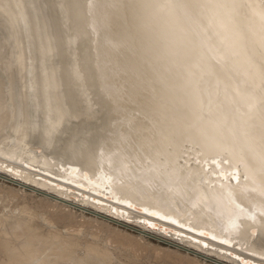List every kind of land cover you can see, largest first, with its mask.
I'll list each match as a JSON object with an SVG mask.
<instances>
[{"label":"water","instance_id":"1","mask_svg":"<svg viewBox=\"0 0 264 264\" xmlns=\"http://www.w3.org/2000/svg\"><path fill=\"white\" fill-rule=\"evenodd\" d=\"M238 1L244 5L238 10L239 17L243 18V23L251 28L254 39L258 40L264 28L261 21L264 0ZM113 6L111 0H85L86 27L92 39L93 65L99 74L100 85L103 84L100 90L104 88L103 91L111 92L110 95L106 93V98L115 119L105 138H99L92 163L81 165L66 162L61 154L56 153L54 159L57 163L53 165L54 172L50 176L73 186H77V183L91 191L98 189L113 194L126 202L117 203L126 207L131 203L135 206L132 208L134 210L147 208L169 217L167 220L157 217L151 219V216L142 211L138 212L147 217L130 216L126 211L115 215L97 209L94 205L79 202L88 209L111 217L114 222L171 240L184 249L221 260L223 264H261L251 257L224 251L221 245L227 246L230 242L235 244L240 241L247 247L254 239L255 226L264 224V173L259 171L258 165L249 171L240 164L235 155L232 135L235 132L236 137H239L250 118H254L257 123L260 120V101L264 99L261 90L264 89V82L260 79V67L257 65L264 63V59L257 52V62L252 67L245 57L225 53L214 32L205 27L206 21L195 16H178L183 25L182 37L174 39L171 36H157L156 39H160L162 43H156L153 37H148L151 46L142 47V54L139 55L144 62L145 72L142 78L133 68H122L109 60V52H120L123 48L122 43L107 35L108 26L102 22L105 11L113 9ZM215 12L226 16L229 11L220 9ZM190 65L195 67L192 75L186 69ZM129 73L134 75L132 83L123 79ZM180 80L184 82V86L180 85ZM202 83L213 88L206 93L212 99L209 105L200 103L204 96L195 90ZM129 86L145 92L151 87L161 89L154 94L163 100L166 117L187 122L190 125L189 132L195 135L184 134L175 148L165 145L160 153H152L151 156L146 154L134 139L132 141L127 138L126 131H134L135 119H145L150 128H154L157 122L150 113L143 112L136 106L126 108L120 105L126 101ZM154 90L152 89L153 92ZM249 95L254 96L256 101L252 113L247 108ZM197 102L200 105L197 106ZM97 108L100 109V106ZM198 133L203 135L202 140L196 137ZM160 134L163 135L162 131ZM213 158L217 159L219 166L211 163ZM197 159L199 164L195 162ZM224 160L229 163H224ZM62 166H65L67 172L59 170ZM70 167L75 170L74 174L68 170ZM235 168H239V183L219 175L221 172H232ZM57 172L65 173L69 180L61 179ZM0 173L60 196L53 190L22 178L16 172L12 175L8 171L0 170ZM245 175L247 179L244 178ZM117 185L128 187L119 191L115 188ZM229 191L232 194L231 199L241 205L243 212L229 202ZM62 197L75 201L65 195ZM92 202L98 204L94 200ZM144 220L149 224H156L157 227H149L142 223ZM171 220H176L177 223L172 224ZM181 224L184 225L183 228L180 227ZM234 224L237 227H233ZM190 232L205 237L212 243H205ZM201 232L207 235L201 236ZM244 252L258 258L263 254L258 251ZM223 254L231 258L224 257Z\"/></svg>","mask_w":264,"mask_h":264},{"label":"bare ground","instance_id":"2","mask_svg":"<svg viewBox=\"0 0 264 264\" xmlns=\"http://www.w3.org/2000/svg\"><path fill=\"white\" fill-rule=\"evenodd\" d=\"M111 2L114 5L113 9L105 11L102 22L108 26L107 35L122 43L123 48L120 52H109V60H113L122 68L124 66L133 68L144 78V62L139 55L142 54L141 49L144 45L151 46L148 37H153L156 43L161 42L160 39H156L157 36L160 38L171 36L174 39L182 37L183 25L178 16H173L163 7H133L138 2L163 4L165 0H111ZM240 19L244 22L243 18ZM86 24L85 0H0V170L8 171L12 175L16 172L38 186L55 191L60 196L30 186L38 192L49 194L58 207H65L63 209H67L66 205L70 204L101 214L79 204L83 202L115 215L126 211L130 216L147 217L142 212L117 203L125 201L113 194L98 189H93V193L77 183V186H73L50 176L54 172L53 165L57 163L54 159L56 153L61 154L66 162L81 165L92 163L99 138L100 140L105 138L115 119L106 98L111 92L103 91L104 88L100 90L103 84L100 85L99 74L93 65L92 39ZM257 66L260 67L259 64ZM186 69L191 75L195 71V67L191 65ZM133 77L134 75L129 73L123 79L132 83ZM180 85L184 86L182 80ZM152 89H155L154 92ZM212 89V86L206 83L195 88L204 96L200 103L210 104L212 99L208 98L206 93ZM160 90L151 87L145 92L129 86L126 101L119 103L126 108L136 106L139 110L150 113L157 122L154 128H150L145 119H135L134 131H126L127 138H131L132 141L134 139L149 156L152 153H160L165 145L175 148L184 134L195 135L189 132L190 125L187 122L166 117L163 100L154 94ZM196 105L200 104L197 102ZM97 106H100V109ZM202 136L198 133L196 137L201 139ZM105 143L108 144L107 141ZM37 147L40 149L37 150ZM70 168L68 170L73 171V167ZM59 170L67 172L65 166L59 167ZM57 173L61 179L69 180L65 173ZM74 173L75 170L72 174ZM127 187L115 186L119 191H124ZM108 190L107 188L106 191ZM62 195L75 201L64 199ZM78 199L80 200L76 201ZM72 217L73 221L69 228L80 229L86 224L81 223L75 216ZM50 235L63 237L54 230ZM191 235L204 240L205 243H212L205 237L193 233ZM253 236L254 239L247 247L240 241L235 244L230 242L229 245L221 247L224 251L245 255L264 264L261 258L244 252L258 251L264 254L263 223L255 226ZM63 239L68 243L66 249L72 250V254L75 255L77 253L74 248L75 241L65 237ZM1 241L3 243V240ZM4 247L1 248L4 251L11 248ZM13 249V254H10L9 250L6 251L7 253L9 251V256L14 255L18 259L16 256L18 249ZM109 252L102 247L90 248L86 258L91 263L90 255H93L99 264L111 263L113 255ZM72 254L69 255L72 257ZM70 256L68 258H71ZM222 256L231 258L227 254ZM116 257L124 258L122 255ZM40 258L43 256H39L38 259L36 257L38 261L34 260L39 262L42 260ZM213 260L222 262L218 259ZM127 261L132 262L129 259ZM27 262L29 261H25Z\"/></svg>","mask_w":264,"mask_h":264},{"label":"rangeland","instance_id":"3","mask_svg":"<svg viewBox=\"0 0 264 264\" xmlns=\"http://www.w3.org/2000/svg\"><path fill=\"white\" fill-rule=\"evenodd\" d=\"M66 206L67 209H63L64 206L58 207L49 194L38 192L30 188L29 184L0 173V241L3 240V243L0 242V250L4 245L12 248L4 247L10 254L14 253L13 248L18 249V259L14 255L9 256V251H0V264H41V261L42 264H99L93 255H90L91 263L86 256L90 248L101 247L113 255L111 263L101 264H223L183 249L171 240L132 229L83 207L70 204ZM51 216L55 218L49 219ZM68 216H75L86 224L80 229L69 228L73 217L68 219ZM52 230L63 237L51 236ZM64 237L75 241V255L72 250L66 249L68 243ZM38 255L43 256L39 262ZM115 255H122L124 258L120 259ZM27 260L29 262L25 263Z\"/></svg>","mask_w":264,"mask_h":264},{"label":"snow or ice","instance_id":"4","mask_svg":"<svg viewBox=\"0 0 264 264\" xmlns=\"http://www.w3.org/2000/svg\"><path fill=\"white\" fill-rule=\"evenodd\" d=\"M244 5L238 0H165L163 4L153 3L145 4L138 2L133 7H163L167 9L173 16H183L191 18L195 16L199 20L206 21L205 27L212 30L217 37L218 44L222 47L228 55L243 56L248 61L249 65L255 66V54L258 52L259 56L264 59V28L261 30L259 39L253 37L250 27H248L239 18V9ZM225 9L229 10L226 16H220L215 10ZM262 24H264V14L261 15ZM227 59V57H225ZM259 76L264 82V63L260 65ZM264 95V89L261 90ZM242 95V94H241ZM261 113L260 120L257 123L254 118H250L246 127L243 129L239 137H236L235 132L232 133L235 141V155L242 164L249 171L253 170L257 165L259 171L264 173V99L260 101ZM256 107L254 96H247V108L249 113H252ZM251 154V155H250ZM197 164L200 161H195ZM224 163H229L224 160ZM212 164H217V159L211 160ZM225 179H233L239 183L240 172L239 168H235L232 172L219 173ZM247 179V175L244 177ZM231 191L228 192L229 202L234 204L237 209L243 212L240 204L231 199ZM128 208H134L131 203L127 204ZM136 211L145 212L148 216L157 217L160 220H167L169 217L161 215L157 211H150L147 208H136ZM151 228H156V224H149L147 220L142 221ZM172 224H176V220H171ZM184 227L183 224L180 225ZM237 227V225H233ZM201 236L207 233L201 232ZM216 239V237H212ZM226 243L227 241H222ZM207 247V245H205ZM261 260L264 261V254L261 255Z\"/></svg>","mask_w":264,"mask_h":264}]
</instances>
